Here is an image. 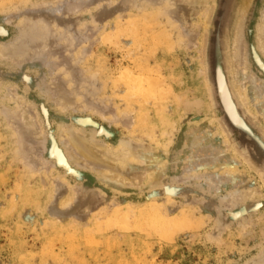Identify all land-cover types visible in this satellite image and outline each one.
<instances>
[{
	"label": "rangeland",
	"instance_id": "374dc122",
	"mask_svg": "<svg viewBox=\"0 0 264 264\" xmlns=\"http://www.w3.org/2000/svg\"><path fill=\"white\" fill-rule=\"evenodd\" d=\"M205 4L206 19L192 0H0V264L264 259V151L248 135L264 143V0H222L212 46L220 36L227 95L215 93L249 131L247 161L213 103L219 0ZM137 78L148 98L133 95ZM76 138L137 156L90 162Z\"/></svg>",
	"mask_w": 264,
	"mask_h": 264
},
{
	"label": "bare ground",
	"instance_id": "6f19581e",
	"mask_svg": "<svg viewBox=\"0 0 264 264\" xmlns=\"http://www.w3.org/2000/svg\"><path fill=\"white\" fill-rule=\"evenodd\" d=\"M194 3H196V4H198V6L199 7H201V9H203V11H204V8H205V3L207 2V0H192ZM132 16V15H131ZM141 16V15H140ZM134 17V16H133ZM136 17V16H135ZM134 17V18H135ZM138 17V16H137ZM205 17V19L207 18V11H204L203 12V18ZM142 19V18H141ZM146 19V18H145ZM140 22H142V21H140ZM130 23H127V25H129ZM127 25H125L126 27H127V29H126V31H128V33L132 30L131 29V26L133 25H135V26H138V21L137 22H131V24L129 25V26H127ZM120 26V25H119ZM132 26V27H133ZM124 27V26H123ZM126 27H124V28H126ZM141 28V27H140ZM121 29V28H120ZM123 29V28H122ZM135 29L136 28H134V31H135ZM139 29V28H138ZM124 30V29H123ZM123 30H122V32H123ZM137 30V29H136ZM141 30V29H140ZM144 30V29H143ZM133 31V32H134ZM138 31V30H137ZM136 31V32H137ZM146 31V30H145ZM121 32V31H120ZM119 32V33H120ZM132 32V33H133ZM136 32H134V33H136ZM140 32V31H139ZM139 32H138V34H139ZM133 33V34H134ZM144 33V32H143ZM130 34V33H129ZM167 34V33H166ZM119 35V34H118ZM135 35V34H134ZM155 35H156V33H155ZM169 36V35H168ZM123 37V36H122ZM133 37V36H132ZM145 37V36H144ZM156 37V36H155ZM165 37V36H164ZM260 37H261V39L262 40H264V34H261L260 35ZM131 38V37H130ZM132 39V38H131ZM157 39V38H156ZM156 39H155V41H156ZM159 39H160V37H159ZM163 39H165V38H163ZM261 40V41H262ZM139 41V40H138ZM145 41V40H144ZM165 41V40H164ZM157 42H159V41H157ZM169 42V41H168ZM263 42V41H262ZM155 43V42H154ZM160 44L162 43V41L161 42H159ZM159 43H157V44H159ZM171 43V42H170ZM140 44V43H139ZM238 44H239V40H238V37L236 36V38L233 40V42H232V48H233V60L234 59H236L237 60V55H238V53L235 51V49H237L238 48ZM169 46V45H168ZM171 47H172V45H170ZM261 48H262V50L264 51V43H262V45H261ZM156 49V48H155ZM214 53H215V65H214V71H215V73H214V80H215V85H216V91H217V94H218V96H219V98H222V100L226 97V95H227V93L225 92V77H223V73H222V71H225V70H222V66H221V62H222V60H221V57H220V55H221V50H222V46H221V41H220V36H218L217 37V39H215V41H214ZM223 63V62H222ZM237 68H239V67H237V64H236V62H235V65L233 66V69H232V73H233V81L235 82V85H236V87L238 88V91L240 92H238L239 94H241V95H244V91H243V89L240 87V85H239V81H237V74H236V71H237ZM225 69V68H224ZM129 72H130V70H129ZM148 74V73H147ZM127 75V74H126ZM139 75H140V73H139ZM138 75V76H139ZM143 75V74H142ZM225 75H226V73H225ZM130 76V75H129ZM129 76H128V79H127V81H131V80H129ZM124 77V76H123ZM134 77H136V75L134 76ZM133 78V77H132ZM139 78H140V76H139ZM141 78H142V76H141ZM153 78V77H152ZM158 78V77H157ZM162 78V77H161ZM124 79H125V77H124ZM144 79H145V77H144ZM122 80V79H121ZM120 80V81H121ZM137 80V81H136ZM135 81H136V83L138 84L136 87H135V89H136V93H134L133 95L135 96V94H137V96H135V97H140V95H144V96H146L147 98L149 97V90H151V88H149V90H145V88H147L148 89V87H144V86H142L145 82H143L144 80H142V79H136ZM148 80H150V79H148ZM161 81H162V79H161ZM227 81V80H226ZM243 81V80H242ZM143 82V83H142ZM163 82H165V81H163ZM163 82H162V84H163ZM135 83V82H134ZM141 83V84H140ZM146 83H147V79H146ZM149 83V82H148ZM148 83H147V86H148ZM150 83H152V81H150ZM228 83V82H227ZM154 84V85H153ZM156 83L155 82H153L151 85H152V88H153V86H156L155 85ZM158 84V83H157ZM151 85L149 86V87H151ZM159 85H160V83H159ZM128 86V85H127ZM133 86V85H132ZM142 86V87H141ZM144 87V88H143ZM158 87V86H157ZM244 87V86H243ZM129 88H131V86H130V84H129ZM142 88V89H141ZM160 88V87H159ZM133 89V88H132ZM172 89V88H171ZM230 90V89H229ZM133 91V90H132ZM231 92V91H230ZM150 93H151V91H150ZM232 93V92H231ZM129 94H130V89H129ZM128 94V95H129ZM159 94V93H158ZM171 94V93H170ZM132 95V94H131ZM132 95V97L134 98V96ZM174 95V94H173ZM173 95H171V96H173ZM124 96H126V95H124ZM160 96V95H159ZM158 96V97H159ZM175 96V95H174ZM173 96V97H174ZM126 97H128V96H126ZM125 97V98H126ZM131 97V96H130ZM142 97V96H141ZM153 97L154 98H156L155 97V95H153ZM243 97H245V95L243 96ZM151 98H152V96H151ZM165 98V97H164ZM128 99H130V98H128ZM144 99V98H143ZM158 99V98H157ZM125 100V99H124ZM146 100V99H145ZM152 100V99H151ZM244 100H246L245 98H244ZM248 100V99H247ZM247 100L246 101H244L246 104H247V106L249 107V104H248V102H247ZM142 101V100H141ZM153 101V100H152ZM131 102H133V101H131ZM159 102V101H158ZM135 103V102H134ZM145 103V102H144ZM156 103H157V101H156ZM237 103V102H236ZM159 104V103H158ZM162 104V103H161ZM161 104H159L158 106H161ZM234 104V103H233ZM144 105H146V104H144ZM154 105V104H153ZM152 105V106H153ZM156 105V104H155ZM155 105L153 106V107H155ZM163 106V105H162ZM238 106V105H237ZM126 107V106H125ZM221 107H222V110H224V112H225V115H226V118H227V121H228V124L229 125H231L232 127H234V128H236L237 130L238 129H241V130H243V131H245L246 133H248L249 131L247 130V127H246V125H245V123H244V121L240 118V117H238L237 115H235L234 113H233V111L231 110V108L229 107V105H228V102L225 100L222 104H221ZM239 107V106H238ZM145 108V107H144ZM160 108H162V107H160ZM160 108H158V110L160 109ZM248 109V108H247ZM251 111H252V109L251 108H249ZM141 110V109H140ZM143 110V109H142ZM141 110V111H142ZM136 112V111H135ZM134 112V113H135ZM160 112V111H159ZM162 112V111H161ZM160 112V113H161ZM253 112V111H252ZM154 113H155V111H154ZM163 113V112H162ZM161 113V114H162ZM254 113V112H253ZM144 114V113H143ZM145 114H147V113H145ZM156 114H158V113H156ZM255 114V113H254ZM256 116H258L257 114H255ZM157 116V115H156ZM159 116V115H158ZM136 117H138V116H136ZM141 117V116H140ZM145 117V116H144ZM144 117H143V120H144ZM160 117V116H159ZM167 117V116H166ZM165 117V118H166ZM158 119V118H157ZM139 120H141V118L139 119ZM154 121V120H153ZM167 121V119H165V121L164 122H166ZM155 123V122H154ZM170 123V122H169ZM173 123V122H172ZM162 124V123H161ZM152 125V124H151ZM156 125V124H155ZM154 125V126H155ZM166 125V124H165ZM168 125H171V123L170 124H168ZM173 125V124H172ZM171 125V126H172ZM253 125H255V124H253ZM146 126V125H145ZM164 126V125H163ZM149 127V126H148ZM153 127V126H152ZM164 127H166V126H164ZM168 127H170V126H168ZM167 127V128H168ZM218 128V130H219V126H217ZM146 128V127H145ZM156 129L157 128V125H156V127H153V129ZM167 128H165V129H167ZM164 129V128H163ZM257 129V128H256ZM162 131H164V130H162ZM150 132H152L151 131V129H150ZM160 132V131H159ZM147 133V132H146ZM164 133V132H163ZM258 133V132H257ZM262 134V133H261ZM248 135H249V138H250V140H252L257 146H259L261 149H263V151H264V143H261V142H259L258 140H257V137L254 135V134H251V133H248ZM257 135V134H256ZM154 136V135H153ZM260 136V135H259ZM262 136V135H261ZM150 137V136H149ZM246 141V140H245ZM135 142V141H134ZM226 142H228V140H226ZM248 142V141H247ZM251 142V141H250ZM250 142H249V144H250ZM138 144V143H137ZM94 145V144H93ZM93 145H87L85 142H84V140L82 139V138H76L75 139V146L77 147V148H80L81 150H82V153H83V156H84V158L87 160V161H90V162H98V163H100V164H102V165H105V164H107L108 163V159L107 158H109V157H113V156H121V158H124L125 160H127L128 158H130V157H136L137 156V152L135 151V150H133V149H135L134 147H133V149H131V148H123L124 146H122L121 148H123V149H121V150H118V151H116L115 150V152L114 151H112V150H110V149H107V147H96V146H93ZM131 145V144H130ZM135 145V144H134ZM251 145V144H250ZM256 149V151H257V148H255ZM258 150H260V149H258ZM260 152V154H261V150L259 151ZM256 153V152H255ZM115 154V155H114ZM256 155H257V153H256ZM259 155V154H258ZM257 155V156H258ZM263 157H264V155H263ZM253 159H254V161H252V162H256V160H255V157L253 156L252 157ZM136 159V158H135ZM252 159V160H253ZM263 159V158H262ZM115 160V159H114ZM117 160V159H116ZM138 161V160H137ZM260 161V160H259ZM258 161V162H259ZM262 161V160H261ZM120 162V161H119ZM136 162V161H135ZM140 162V161H139ZM141 162L143 163V161L141 160ZM98 163H97V165H98ZM124 163V162H123ZM127 164V163H126ZM257 164H259V163H257ZM260 164H264L263 162L261 163L260 162ZM124 165V164H123ZM164 165V164H163ZM106 166H108V165H106ZM111 166V165H110ZM101 167V166H100ZM103 167H105V166H103ZM102 167V168H103ZM117 168V167H116ZM127 168V167H126ZM227 168V167H226ZM121 169V168H120ZM123 170L124 169H122L121 171L123 172ZM235 171H237L236 169H234L233 167H231V168H229V172L232 174V173H235ZM125 174V173H124ZM135 174V173H134ZM119 175V179H121V180H124V182L126 181V178H124V176L126 175H121V172H120V174H118ZM142 175V174H141ZM150 175V174H149ZM115 176V175H114ZM151 176V175H150ZM111 177V176H110ZM115 177H117V176H115ZM128 177V176H127ZM130 177V176H129ZM141 178V177H140ZM141 181H143V180H141ZM140 181V182H141ZM36 183V182H35ZM134 186V185H133ZM44 191V190H43ZM253 191V190H252ZM252 191H250V195H252V193L254 192H252ZM255 193V192H254ZM253 193V194H254ZM38 196V195H37ZM42 196V195H41ZM40 196V197H41ZM39 197V196H38ZM34 198V197H33ZM43 198V197H42ZM38 199V198H37ZM13 203V202H12ZM14 203H16V202H14ZM38 203V202H37ZM13 205V204H12ZM36 205V204H35ZM158 206V205H157ZM121 208V207H120ZM128 210V209H127ZM145 210V209H144ZM119 211V210H118ZM136 211V210H135ZM123 212V211H122ZM148 212V211H147ZM186 212H188V211H186ZM144 213H146V212H144ZM119 214H120V212H119ZM123 214V213H122ZM189 214V213H188ZM117 215H118V213H117ZM124 215H126V214H124ZM123 215V217H125ZM147 215V214H146ZM145 215V217H147ZM136 216V215H135ZM138 216V215H137ZM117 217V216H116ZM145 217L143 218V219H145ZM126 219V218H125ZM149 219V218H148ZM186 219H187V217H186ZM117 220V219H116ZM133 220V219H132ZM134 220H135V218H134ZM171 220V219H170ZM53 221V220H52ZM121 221H123V220H121ZM120 221V222H121ZM130 221V220H129ZM141 221V220H140ZM191 221V220H190ZM137 222V221H136ZM145 222V221H144ZM123 223V222H122ZM129 223V222H128ZM140 223V222H139ZM143 223V222H142ZM147 223V222H146ZM59 224V223H58ZM113 224H114V221H113ZM125 224H126V222H125ZM144 224V223H143ZM149 224V223H148ZM48 225V224H47ZM68 225H69V223H68ZM130 225V224H129ZM58 226V225H57ZM70 226H71V224H70ZM76 226V225H75ZM79 226V225H78ZM139 226V225H138ZM142 226V225H141ZM153 226V225H152ZM55 227V226H54ZM67 227V226H66ZM62 228H64V227H62ZM141 229H142V227H141ZM247 232V231H246ZM244 234H246V233H244ZM250 264H264V259H262V258H260V259H257V258H255V259H253L252 261H250Z\"/></svg>",
	"mask_w": 264,
	"mask_h": 264
},
{
	"label": "water",
	"instance_id": "95a60500",
	"mask_svg": "<svg viewBox=\"0 0 264 264\" xmlns=\"http://www.w3.org/2000/svg\"><path fill=\"white\" fill-rule=\"evenodd\" d=\"M221 1L222 0H219V5L216 8L215 16L212 17V18H209V24H210V26L212 28H210V31H209L210 33L208 34V36L206 38V46H207V53H206V56H207V60H206V62H207V77H208V82H209V85H210V91H211L213 103H214L216 109L219 112L220 122H221L223 128L225 129V131L227 132V134L235 139L238 149L240 150L242 156L246 160V153L248 152V150L246 148H244V142L241 139L240 135L238 134V130L236 128L232 127L231 125H229L227 123V121H226V115L221 113L222 109L218 105V99H217V95L215 93V84H214V73H215V71H214V65H215L216 62H215V53H214L215 50L212 49V46H213V39H214V34H215V26H216V21H217V16H218V13H219V9H220V6H221ZM255 121L260 126H262L258 119L255 120ZM258 126L256 127L258 130L256 129V131L259 134H261V132H259V130L262 129V128L260 126L259 127ZM252 165H254V163H252ZM261 167L255 166V169L257 170L256 171L257 173L261 172V174H263V178H262V175L259 173L261 175L262 180H263L264 179V166H261Z\"/></svg>",
	"mask_w": 264,
	"mask_h": 264
}]
</instances>
